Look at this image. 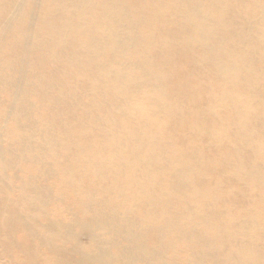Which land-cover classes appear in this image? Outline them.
I'll return each mask as SVG.
<instances>
[{"label":"bare ground","instance_id":"obj_1","mask_svg":"<svg viewBox=\"0 0 264 264\" xmlns=\"http://www.w3.org/2000/svg\"><path fill=\"white\" fill-rule=\"evenodd\" d=\"M0 264H264V0H0Z\"/></svg>","mask_w":264,"mask_h":264},{"label":"rangeland","instance_id":"obj_2","mask_svg":"<svg viewBox=\"0 0 264 264\" xmlns=\"http://www.w3.org/2000/svg\"><path fill=\"white\" fill-rule=\"evenodd\" d=\"M85 243H88V240H85Z\"/></svg>","mask_w":264,"mask_h":264}]
</instances>
